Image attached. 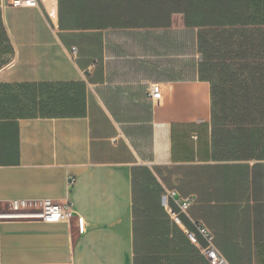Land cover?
<instances>
[{"label":"crops","instance_id":"1","mask_svg":"<svg viewBox=\"0 0 264 264\" xmlns=\"http://www.w3.org/2000/svg\"><path fill=\"white\" fill-rule=\"evenodd\" d=\"M1 3L0 264H208L197 225L229 264H264V158L218 151L182 14L155 26L132 3ZM44 84L55 112L29 116ZM44 198H68L73 217L9 207Z\"/></svg>","mask_w":264,"mask_h":264},{"label":"trees","instance_id":"2","mask_svg":"<svg viewBox=\"0 0 264 264\" xmlns=\"http://www.w3.org/2000/svg\"><path fill=\"white\" fill-rule=\"evenodd\" d=\"M132 3L129 12L143 24L165 25L182 14L195 36L189 48L201 55V78L210 83L215 145L222 155L264 158V3L260 0H80ZM189 31V32H190ZM59 85V84H57ZM28 115H52L50 91ZM37 104V105H36Z\"/></svg>","mask_w":264,"mask_h":264},{"label":"built area","instance_id":"3","mask_svg":"<svg viewBox=\"0 0 264 264\" xmlns=\"http://www.w3.org/2000/svg\"><path fill=\"white\" fill-rule=\"evenodd\" d=\"M2 7L7 5L21 7H36L38 0H2ZM71 53H76V48L72 47ZM148 96L151 99H158L161 96V88L158 83H151L148 87ZM75 183V177H68L67 189L71 190ZM180 209L185 212L188 207V200L179 201ZM10 209L22 216L46 222H68L74 215L73 203L66 198L63 202L52 199H12L9 200ZM196 230L200 233L206 244L200 247L201 254L208 264H229L226 257L216 248L212 234L203 226L197 225ZM188 237L192 242H196V235L189 231Z\"/></svg>","mask_w":264,"mask_h":264}]
</instances>
